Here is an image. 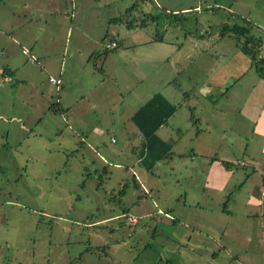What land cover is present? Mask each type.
Here are the masks:
<instances>
[{"label":"rangeland","instance_id":"rangeland-1","mask_svg":"<svg viewBox=\"0 0 264 264\" xmlns=\"http://www.w3.org/2000/svg\"><path fill=\"white\" fill-rule=\"evenodd\" d=\"M201 2L0 0V264H238L233 244L246 247L243 264L263 254L264 239L258 243L256 236H264V218L258 227L245 215L259 207L249 205L246 191L258 201L264 188V137L241 115V132L207 126L202 76L188 63H202L210 73L209 49L195 50L183 64L179 53L169 59L172 46L193 47L191 26L200 29L195 22L208 18ZM189 6L190 12L181 10ZM166 25L176 37L158 51L135 42L164 36ZM113 39L121 45L107 50ZM226 42V36L218 40ZM66 44L92 48L76 82L57 93L70 113L60 110L59 88L48 81L58 77ZM4 68L13 76L4 78ZM159 91L176 106L157 132L173 147L147 170L136 162L141 135L130 116ZM229 94L242 114L243 96ZM215 157L231 161L223 163L231 174L226 189L233 183L242 189L224 194L205 185ZM214 210L222 214L213 217ZM209 218L223 224L217 238L224 247L213 246L214 261L203 262L201 237L191 233L185 242L189 229L182 221L198 226Z\"/></svg>","mask_w":264,"mask_h":264},{"label":"crops","instance_id":"crops-1","mask_svg":"<svg viewBox=\"0 0 264 264\" xmlns=\"http://www.w3.org/2000/svg\"><path fill=\"white\" fill-rule=\"evenodd\" d=\"M201 1H203V3L201 2V6H206L205 8L207 9V16L209 18H206L201 24L199 22H195V24H198L200 26L202 32L200 29L192 25L191 27H193V30H191L190 34L188 35V40L190 41V44L193 45V47H190V45L186 44H177V47L172 46V52L169 59L173 58L172 53H176V55L179 53L176 58L179 60L178 62L183 64L186 62V59H190L191 53H193L195 50L203 51L204 54H206V51L209 49V61L211 62V66L209 67V69L212 70L210 73L204 72L202 63H188L191 65V71L199 73L202 76L199 87L204 93L203 106L206 108L205 113L211 115L207 116V126L209 127V125H212L213 129L215 128L218 132H222L224 126H230L231 130L234 132H241V128L238 127L241 115L251 126V131L254 130V133H258L264 137V63L261 61L264 60V0ZM207 3H209V6L207 5ZM199 5H195L194 8L200 7ZM191 9L192 7L189 6L187 8H182L181 10H189L190 12ZM200 10L201 9L196 8L197 12H199ZM245 24L247 25L244 26ZM235 26L244 27L246 29V32L244 33L245 35H242L241 33L238 34V32H236V29L234 30L233 28ZM167 27L169 26H164L165 33L162 37L157 34L155 38L149 37V41H147V39L146 41L135 42L140 43L137 45H142L144 43L149 44L152 49L158 51L160 45H167L169 39L173 40L176 37L174 36L173 38V35H170V32L167 33ZM188 28L190 27H187V29ZM77 34L80 38V34L78 32ZM224 36H226L229 42L222 44L218 43V40L222 39V37ZM248 39H251L250 42L246 45L248 48L242 47V45L245 46V42ZM113 40L118 42V46L122 43L120 39ZM87 48L88 47L84 46H81V48H73L68 44L63 47V59L60 62V67L58 70L59 74L57 77L60 78L62 82V84L60 85V89L61 87H64V83L67 85H71L73 82H76L78 76L82 73V71L79 69H81V67L83 66V58L87 59V56L90 53L89 49L92 51V48ZM122 49V52L126 56V54L128 53V48ZM248 50L252 51V53L250 54ZM164 53H168V51L166 50ZM155 54L158 55L157 52H155ZM252 54L255 56V59H252ZM120 58L122 63H124V57L120 55ZM132 59H135V57H130L131 61ZM129 63L132 65L131 62ZM133 63L138 67L135 61H133ZM138 63L141 64L142 62ZM75 68L77 69L75 70ZM204 68H206L205 65ZM8 76L13 75L9 73L6 77ZM50 76L51 75H49V77ZM229 93H233L234 97H238V95L243 96L242 100H244L245 103H242V105L244 104L245 110L242 111V114L240 112L238 113L234 111L235 109L232 106L233 99ZM163 95L165 96V94ZM58 99L60 100V106L63 111H65L66 113H70L71 108L66 111L63 104L61 105V98ZM213 107L215 110L211 109ZM136 110H134V112ZM229 113V120L222 123V125L218 124L220 119L224 118ZM62 118L67 121L64 112L62 113ZM140 138L142 141L141 136ZM135 157L137 158L136 162L141 163L140 151L138 152V155H135ZM227 160L228 159L225 157H215L211 164L208 166L207 170L204 172V183L206 186L211 185L214 188L217 187V190H222V193L224 194H233L232 192L235 190V188L242 189V187L240 188V185L238 186V183H233V190L230 187L229 189H226L229 184L228 181L225 182L224 180L230 177L231 174L228 169L225 171H222V169L224 166L223 163H231V161ZM116 165L118 166L120 164L117 163ZM219 165H221L222 167ZM241 165L243 164L241 163ZM217 169H220L221 171H218ZM132 173H134V171ZM246 192V197L249 199V205L254 206V204L256 203L259 207L258 209H249L245 217H253L254 220H258L259 226H257L262 227L264 212L261 210V207L262 200L264 199V188L261 189L260 195L258 196V201L256 200V197L248 196V191ZM185 203L184 206L186 205ZM193 205L195 206V208L203 209L198 201L194 202ZM248 207L249 206L247 202L245 208L248 209ZM214 211L215 214L213 215V217L216 215L220 216L222 214L221 210ZM254 214L256 216H252ZM168 216H170V219L172 221H176L174 215L170 214ZM231 217H233L232 214H229V218ZM212 218H209L208 222H199L198 226H191V223L187 220L182 221L184 228L189 229V233H187L188 237L185 242L191 241V233H196V235L201 237V239H198V244L196 245L197 250H205L202 254H199V257L203 262H209L210 260L214 261L217 254L216 250H212L215 249L213 246L216 245L221 249L224 247L217 238V235H223L222 229L224 228V226L223 224L217 223ZM206 236L207 238H209L208 240L206 239ZM249 238H251V236L247 237L248 242H250ZM263 239V232H261L260 235L256 236V240H258V243L263 242ZM257 247L254 246L251 250L254 251ZM232 250L236 251L235 254L232 253L234 263L243 264V261L240 259L239 254L247 253L246 247H239L237 246V244H233ZM249 258L250 260L248 261H251L252 264H264V250L261 256H249Z\"/></svg>","mask_w":264,"mask_h":264},{"label":"trees","instance_id":"trees-1","mask_svg":"<svg viewBox=\"0 0 264 264\" xmlns=\"http://www.w3.org/2000/svg\"><path fill=\"white\" fill-rule=\"evenodd\" d=\"M233 28L234 30L236 29L238 34L241 33L242 35H245L244 33L246 32V29L244 27L235 26ZM250 40L251 39L246 40L245 46L242 45V47H247L246 45L250 42ZM106 49L110 50L109 48ZM249 53L251 54L252 51H249ZM251 57H253L252 59H255L253 54ZM261 61L264 63V60ZM9 73L12 75V71H9L8 68H4L2 71V75H4V77H6ZM8 81H12V79H9ZM59 90L60 88L57 92L55 91L56 101L59 100L57 96ZM56 104L58 103L56 102ZM59 108L58 104V109ZM60 110L63 111L62 108H60ZM175 111L176 106L161 92H156L145 103L139 106L130 117L132 123L135 125L142 137L140 147L141 163L147 170H151L158 161L170 152L172 148V142L163 140L158 135L157 130L168 121ZM121 191H124V189H121Z\"/></svg>","mask_w":264,"mask_h":264},{"label":"built area","instance_id":"built-area-1","mask_svg":"<svg viewBox=\"0 0 264 264\" xmlns=\"http://www.w3.org/2000/svg\"><path fill=\"white\" fill-rule=\"evenodd\" d=\"M117 46H118V42L117 41H112L111 43H109V44L106 45V48L112 49V48H115ZM23 52L25 54H29V51L26 48L23 49ZM30 60L33 61L32 58H30ZM49 81L52 84H54L56 86V88H59L60 87V84H61V79L60 78H55L53 76H50L49 77ZM130 221L131 222H135L136 220H135V218L132 217V218H130Z\"/></svg>","mask_w":264,"mask_h":264},{"label":"clouds","instance_id":"clouds-1","mask_svg":"<svg viewBox=\"0 0 264 264\" xmlns=\"http://www.w3.org/2000/svg\"><path fill=\"white\" fill-rule=\"evenodd\" d=\"M118 47V46H117ZM61 85V84H60ZM60 88V87H59Z\"/></svg>","mask_w":264,"mask_h":264}]
</instances>
